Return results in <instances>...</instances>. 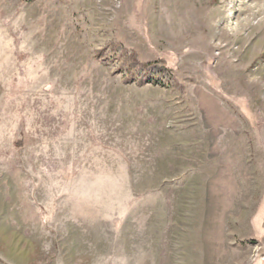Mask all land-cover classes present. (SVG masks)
I'll return each instance as SVG.
<instances>
[{"label": "rangeland", "instance_id": "1", "mask_svg": "<svg viewBox=\"0 0 264 264\" xmlns=\"http://www.w3.org/2000/svg\"><path fill=\"white\" fill-rule=\"evenodd\" d=\"M0 261L264 264V0H0Z\"/></svg>", "mask_w": 264, "mask_h": 264}, {"label": "crops", "instance_id": "2", "mask_svg": "<svg viewBox=\"0 0 264 264\" xmlns=\"http://www.w3.org/2000/svg\"><path fill=\"white\" fill-rule=\"evenodd\" d=\"M0 264H5L4 262L0 261ZM13 264V263H12Z\"/></svg>", "mask_w": 264, "mask_h": 264}]
</instances>
